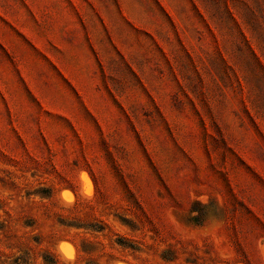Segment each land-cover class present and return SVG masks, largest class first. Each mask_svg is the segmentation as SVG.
Masks as SVG:
<instances>
[{
	"label": "rangeland",
	"instance_id": "rangeland-1",
	"mask_svg": "<svg viewBox=\"0 0 264 264\" xmlns=\"http://www.w3.org/2000/svg\"><path fill=\"white\" fill-rule=\"evenodd\" d=\"M262 240L264 0H0V264Z\"/></svg>",
	"mask_w": 264,
	"mask_h": 264
},
{
	"label": "snow or ice",
	"instance_id": "snow-or-ice-1",
	"mask_svg": "<svg viewBox=\"0 0 264 264\" xmlns=\"http://www.w3.org/2000/svg\"><path fill=\"white\" fill-rule=\"evenodd\" d=\"M65 247L69 253V258L74 259L75 258L74 257V251L72 249H70L68 246H65Z\"/></svg>",
	"mask_w": 264,
	"mask_h": 264
},
{
	"label": "clouds",
	"instance_id": "clouds-1",
	"mask_svg": "<svg viewBox=\"0 0 264 264\" xmlns=\"http://www.w3.org/2000/svg\"><path fill=\"white\" fill-rule=\"evenodd\" d=\"M257 247L261 250L264 251V240L258 241L257 242Z\"/></svg>",
	"mask_w": 264,
	"mask_h": 264
}]
</instances>
